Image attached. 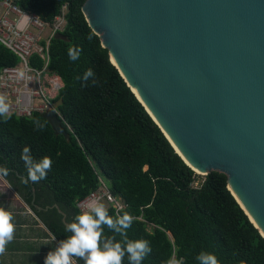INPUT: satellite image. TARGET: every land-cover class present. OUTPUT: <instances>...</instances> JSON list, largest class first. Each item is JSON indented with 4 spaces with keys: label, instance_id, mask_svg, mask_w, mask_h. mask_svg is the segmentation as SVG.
Returning <instances> with one entry per match:
<instances>
[{
    "label": "trees",
    "instance_id": "trees-1",
    "mask_svg": "<svg viewBox=\"0 0 264 264\" xmlns=\"http://www.w3.org/2000/svg\"><path fill=\"white\" fill-rule=\"evenodd\" d=\"M15 2L51 24L68 7L65 30L51 42L49 67L65 85L59 111L71 140L56 136L41 114L12 115L7 122L0 118V166L10 169L4 177L52 235L59 242L67 238L64 225L102 179L124 203L120 211L109 207V214H131L129 239L150 242L152 252L142 264H166L173 256L197 264L201 251L214 253L220 264H264V237L229 190L227 176L213 172L195 186L201 175L176 152L90 27L83 12L87 0ZM69 47L82 49L76 62L69 60ZM17 64L19 58L0 43V69ZM32 65L42 67V61L34 57ZM89 68L98 86L82 79ZM34 118L45 123L43 132L34 131ZM25 146L34 158L53 161L39 183H20L26 176L20 158ZM105 235L112 233L105 229Z\"/></svg>",
    "mask_w": 264,
    "mask_h": 264
},
{
    "label": "water",
    "instance_id": "water-1",
    "mask_svg": "<svg viewBox=\"0 0 264 264\" xmlns=\"http://www.w3.org/2000/svg\"><path fill=\"white\" fill-rule=\"evenodd\" d=\"M83 12L176 152L198 175H226L264 237V0H87ZM43 118L71 140L56 111Z\"/></svg>",
    "mask_w": 264,
    "mask_h": 264
},
{
    "label": "clouds",
    "instance_id": "clouds-1",
    "mask_svg": "<svg viewBox=\"0 0 264 264\" xmlns=\"http://www.w3.org/2000/svg\"><path fill=\"white\" fill-rule=\"evenodd\" d=\"M93 35L94 33H90L87 39L91 41ZM81 52L82 49L79 47H69L67 50L69 60L76 62ZM23 75V72L19 73L20 78H23ZM82 79L85 82L91 80L93 86L99 84L92 68L84 72ZM11 109L12 105L7 97L0 95V118H3L4 122L12 118ZM32 123L34 131L45 130L46 125L39 118H34ZM20 158L26 169V176L19 178L23 185L30 182L39 183L47 178L48 172L52 169V159L48 156L34 158L30 146L23 147ZM9 173L8 167L0 166V175L7 176ZM76 207L77 214L64 225L67 238L61 240L47 253L44 264H76L77 261H83V264H124L125 257L128 264H142L151 254L152 248L148 240L129 239L128 230L135 218L128 212L110 215L105 204L95 198L77 204ZM13 219L10 211L0 208V255L5 253L7 245L14 239L16 226ZM105 229L112 235L106 236ZM195 259L197 264H220L217 256L207 251H201ZM166 264H184V261L183 258L173 256Z\"/></svg>",
    "mask_w": 264,
    "mask_h": 264
},
{
    "label": "built area",
    "instance_id": "built-area-1",
    "mask_svg": "<svg viewBox=\"0 0 264 264\" xmlns=\"http://www.w3.org/2000/svg\"><path fill=\"white\" fill-rule=\"evenodd\" d=\"M67 10L65 6L62 15L51 24L24 10L15 0H0V43L19 58V64L0 69V95L6 96L12 105V115L29 118L56 111L63 119L56 104L65 85L49 65L51 42L65 30ZM34 57L42 61V67L32 65ZM21 72L23 78L19 76ZM100 181V188L78 204L95 198L107 208L122 210L124 203L120 205V202L123 201Z\"/></svg>",
    "mask_w": 264,
    "mask_h": 264
},
{
    "label": "crops",
    "instance_id": "crops-1",
    "mask_svg": "<svg viewBox=\"0 0 264 264\" xmlns=\"http://www.w3.org/2000/svg\"><path fill=\"white\" fill-rule=\"evenodd\" d=\"M0 208L12 213L16 226L14 239L7 245L5 253L0 255V264H44L47 253L53 250L59 241L2 175Z\"/></svg>",
    "mask_w": 264,
    "mask_h": 264
},
{
    "label": "rangeland",
    "instance_id": "rangeland-1",
    "mask_svg": "<svg viewBox=\"0 0 264 264\" xmlns=\"http://www.w3.org/2000/svg\"><path fill=\"white\" fill-rule=\"evenodd\" d=\"M204 178L205 176L201 175V177L197 180L196 185L195 186H201V184L204 182ZM123 202H120V205H122ZM107 206V205H105Z\"/></svg>",
    "mask_w": 264,
    "mask_h": 264
}]
</instances>
